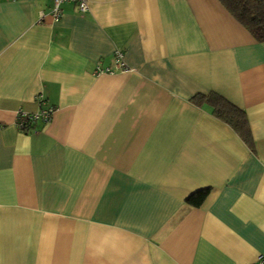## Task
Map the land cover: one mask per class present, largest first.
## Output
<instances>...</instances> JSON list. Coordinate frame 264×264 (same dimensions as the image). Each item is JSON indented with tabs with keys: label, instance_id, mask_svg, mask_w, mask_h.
Instances as JSON below:
<instances>
[{
	"label": "crops",
	"instance_id": "0c3cea01",
	"mask_svg": "<svg viewBox=\"0 0 264 264\" xmlns=\"http://www.w3.org/2000/svg\"><path fill=\"white\" fill-rule=\"evenodd\" d=\"M0 2V264L264 254V43L219 0ZM123 53L126 71L95 76ZM245 112L250 149L211 108ZM53 107L17 128V112ZM209 193L200 207L186 198Z\"/></svg>",
	"mask_w": 264,
	"mask_h": 264
},
{
	"label": "trees",
	"instance_id": "16d2710c",
	"mask_svg": "<svg viewBox=\"0 0 264 264\" xmlns=\"http://www.w3.org/2000/svg\"><path fill=\"white\" fill-rule=\"evenodd\" d=\"M226 10L237 20L259 43H264V0H219ZM193 105H207L212 115L231 127L242 141L253 149V139L244 111L216 93L197 94L191 98ZM209 193L201 189L186 198L192 207H200Z\"/></svg>",
	"mask_w": 264,
	"mask_h": 264
},
{
	"label": "built area",
	"instance_id": "2783aa9c",
	"mask_svg": "<svg viewBox=\"0 0 264 264\" xmlns=\"http://www.w3.org/2000/svg\"><path fill=\"white\" fill-rule=\"evenodd\" d=\"M2 1H7V0H0ZM52 2V17L53 19L57 20L60 17L61 9L60 6L63 3H73L77 10L80 13H85L87 11V1L86 0H51ZM125 64L123 62V53L121 51H116L114 53V63L112 67H101L100 64H97L95 66V69L93 71V74L95 76L100 75V74H114L117 72H124L126 71ZM38 103L40 105V109L37 113L34 114H29L26 112H23L22 110H19L17 112V128L20 131H31V127L38 121L47 124L51 121L53 113H54V108L53 107H44L42 106V99L39 98ZM251 264H264V254H259L257 256V259L255 262Z\"/></svg>",
	"mask_w": 264,
	"mask_h": 264
}]
</instances>
